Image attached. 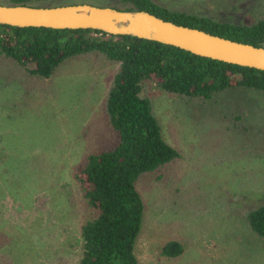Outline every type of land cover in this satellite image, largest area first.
<instances>
[{
	"label": "rangeland",
	"instance_id": "1",
	"mask_svg": "<svg viewBox=\"0 0 264 264\" xmlns=\"http://www.w3.org/2000/svg\"><path fill=\"white\" fill-rule=\"evenodd\" d=\"M155 1L233 23L264 14V0ZM75 3L123 5L47 2ZM113 75L95 56L70 60L46 79L0 56V264L78 263L86 210L74 174L89 153L119 143L104 109ZM143 94L181 157L160 178L137 182L145 203L135 248L140 264H264V240L242 217L264 204V92L232 89L202 104L150 84ZM170 240L182 241L179 258L162 255Z\"/></svg>",
	"mask_w": 264,
	"mask_h": 264
},
{
	"label": "trees",
	"instance_id": "2",
	"mask_svg": "<svg viewBox=\"0 0 264 264\" xmlns=\"http://www.w3.org/2000/svg\"><path fill=\"white\" fill-rule=\"evenodd\" d=\"M51 0H0L12 5H48ZM114 7L145 10L179 25L255 46H264V14L244 23L214 20L165 7L155 0H119ZM107 6V5H102ZM0 56L23 73L49 78L70 60L97 57L114 69L104 98L109 127L119 135L111 149L94 151L74 175L86 215L81 223L77 264H140L135 248L143 227L145 203L137 189L144 175L157 174L181 154L163 134L144 87H153L196 104L232 89L264 92V70L202 57L176 46L94 29L14 27L0 24ZM244 119L236 116V126ZM250 230L264 240V204L242 212ZM180 240H170L162 255L179 258Z\"/></svg>",
	"mask_w": 264,
	"mask_h": 264
},
{
	"label": "water",
	"instance_id": "3",
	"mask_svg": "<svg viewBox=\"0 0 264 264\" xmlns=\"http://www.w3.org/2000/svg\"><path fill=\"white\" fill-rule=\"evenodd\" d=\"M0 24L21 28L94 29L112 35H130L176 46L202 57L264 70V46L179 25L145 10L90 3L12 5L0 2Z\"/></svg>",
	"mask_w": 264,
	"mask_h": 264
}]
</instances>
